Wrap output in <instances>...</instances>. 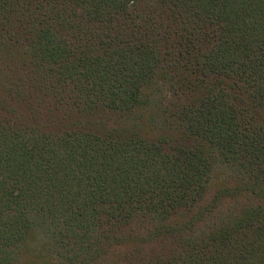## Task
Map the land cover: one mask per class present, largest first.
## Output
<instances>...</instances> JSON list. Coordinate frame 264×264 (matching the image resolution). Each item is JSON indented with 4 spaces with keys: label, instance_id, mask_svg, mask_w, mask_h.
<instances>
[{
    "label": "trees",
    "instance_id": "trees-1",
    "mask_svg": "<svg viewBox=\"0 0 264 264\" xmlns=\"http://www.w3.org/2000/svg\"><path fill=\"white\" fill-rule=\"evenodd\" d=\"M0 264H264V0H0Z\"/></svg>",
    "mask_w": 264,
    "mask_h": 264
},
{
    "label": "rangeland",
    "instance_id": "rangeland-1",
    "mask_svg": "<svg viewBox=\"0 0 264 264\" xmlns=\"http://www.w3.org/2000/svg\"><path fill=\"white\" fill-rule=\"evenodd\" d=\"M143 111H142V116H143ZM146 116H145V119L144 120H146ZM148 125V123L147 124H145L144 125V128H143V130H144V132H146L147 131V133H148V135H150V136H153V135H155L156 133H157V128H155V127H153V126H151V125H149V126H147Z\"/></svg>",
    "mask_w": 264,
    "mask_h": 264
}]
</instances>
